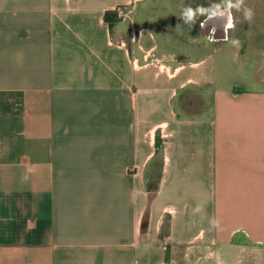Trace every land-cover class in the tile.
<instances>
[{
  "label": "crops",
  "instance_id": "obj_1",
  "mask_svg": "<svg viewBox=\"0 0 264 264\" xmlns=\"http://www.w3.org/2000/svg\"><path fill=\"white\" fill-rule=\"evenodd\" d=\"M153 2L0 0V264L264 253V88L162 52Z\"/></svg>",
  "mask_w": 264,
  "mask_h": 264
},
{
  "label": "rangeland",
  "instance_id": "obj_2",
  "mask_svg": "<svg viewBox=\"0 0 264 264\" xmlns=\"http://www.w3.org/2000/svg\"><path fill=\"white\" fill-rule=\"evenodd\" d=\"M156 1L151 6L157 10L153 18L162 27L157 30L162 52L177 60H193L210 53L215 60V85L219 79L226 85L264 88L260 81L264 76V0ZM223 7L231 12L228 37L210 40L201 21ZM187 245L169 250L165 264H264V253L256 245L243 249L225 244L211 248L206 244Z\"/></svg>",
  "mask_w": 264,
  "mask_h": 264
},
{
  "label": "flooded vegetation",
  "instance_id": "obj_3",
  "mask_svg": "<svg viewBox=\"0 0 264 264\" xmlns=\"http://www.w3.org/2000/svg\"><path fill=\"white\" fill-rule=\"evenodd\" d=\"M219 9H227L229 11V9L227 7H223V8H218L216 10H213L211 13L217 12ZM209 14V13H208ZM207 14V15H208ZM230 14V26L227 27L226 29V36L225 38L222 39H227L228 37V29L232 26V21H231V12L229 11ZM207 15L206 17L201 21V25L203 27V30L205 32V35L210 39V40H217V39H221V24L224 21L223 16H220L221 14L219 13L216 17H214L212 20H207Z\"/></svg>",
  "mask_w": 264,
  "mask_h": 264
},
{
  "label": "built area",
  "instance_id": "obj_4",
  "mask_svg": "<svg viewBox=\"0 0 264 264\" xmlns=\"http://www.w3.org/2000/svg\"><path fill=\"white\" fill-rule=\"evenodd\" d=\"M111 11L115 14L117 18H125L127 15V11L122 5H116L115 7H113V9H111ZM131 32H135L134 27H131ZM145 58L147 59V61H149V63L157 62V65L159 67L166 69V66L163 64V61L159 57L154 55V53H152L151 51L146 52Z\"/></svg>",
  "mask_w": 264,
  "mask_h": 264
},
{
  "label": "water",
  "instance_id": "obj_5",
  "mask_svg": "<svg viewBox=\"0 0 264 264\" xmlns=\"http://www.w3.org/2000/svg\"><path fill=\"white\" fill-rule=\"evenodd\" d=\"M221 14L220 16H223V18H224V21L222 22V24H221V32H222V34H221V38H225V36H226V29H227V27L228 26H230V14H229V11L226 9H219L217 12H214V13H209L208 15H207V20H212L214 17H216L218 14Z\"/></svg>",
  "mask_w": 264,
  "mask_h": 264
},
{
  "label": "trees",
  "instance_id": "obj_6",
  "mask_svg": "<svg viewBox=\"0 0 264 264\" xmlns=\"http://www.w3.org/2000/svg\"><path fill=\"white\" fill-rule=\"evenodd\" d=\"M104 19L108 22V24H112L113 21H116V16L112 11L106 12L104 15Z\"/></svg>",
  "mask_w": 264,
  "mask_h": 264
}]
</instances>
